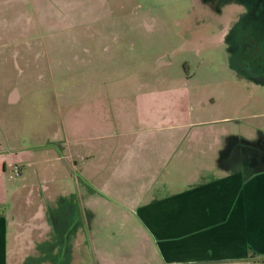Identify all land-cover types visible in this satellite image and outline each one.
<instances>
[{
  "label": "rangeland",
  "instance_id": "1",
  "mask_svg": "<svg viewBox=\"0 0 264 264\" xmlns=\"http://www.w3.org/2000/svg\"><path fill=\"white\" fill-rule=\"evenodd\" d=\"M104 1L89 14L104 22L85 15L89 3L102 4L96 0H81L77 15L73 5L57 13L50 0L0 5V198L22 197L28 222H41L49 238L44 250L33 246L39 256L28 264H95V252L121 248L103 235L109 230L95 241L92 228L72 231L87 219L72 150L89 135L138 126L136 116L139 125L157 124L169 109L190 110L206 127L244 134V159L248 147L264 158V0ZM54 212L67 245L78 235L77 256H67Z\"/></svg>",
  "mask_w": 264,
  "mask_h": 264
},
{
  "label": "crops",
  "instance_id": "2",
  "mask_svg": "<svg viewBox=\"0 0 264 264\" xmlns=\"http://www.w3.org/2000/svg\"><path fill=\"white\" fill-rule=\"evenodd\" d=\"M6 1L0 0V5ZM74 1L50 0L61 15H66L72 5L77 15L81 0ZM13 2L22 7L27 0ZM97 2L102 4L89 3L85 15L103 21L106 16L89 15L104 8V0ZM16 15L21 20V10ZM136 119L138 126L89 135L83 139L88 141L83 142L84 148L72 150L76 154L72 167L78 166L87 196L86 205L85 196L77 189V201L87 219L73 225L72 231L87 233L92 228L90 241H95L101 229L109 230L103 235L121 247L116 253L95 252L94 263L263 262L264 165L235 157L234 151L242 148L245 135L206 127L208 119L190 110L179 113L169 109L160 113L157 124L139 125ZM7 199L0 198V264H28L32 255L39 256L33 246L44 250L48 230L40 227L41 222L35 226L28 222L31 212L22 197L11 194ZM21 201L24 203L19 206ZM8 204L10 217L5 213ZM99 207L107 216L103 223L98 217ZM59 212L64 214L63 209ZM37 214L44 211L40 209ZM56 214L52 213L51 222L59 230L61 244L67 256L73 252L77 256L82 249L78 235L75 233L67 245L64 226L55 223L64 219Z\"/></svg>",
  "mask_w": 264,
  "mask_h": 264
},
{
  "label": "flooded vegetation",
  "instance_id": "3",
  "mask_svg": "<svg viewBox=\"0 0 264 264\" xmlns=\"http://www.w3.org/2000/svg\"><path fill=\"white\" fill-rule=\"evenodd\" d=\"M248 149H251V162L254 163V165L256 166H263L264 165V158L263 157H260L259 155V149L257 148H251V147H248ZM238 151V152H237ZM241 151H242V148H240L239 150H235L234 153H237V155L235 156L236 158L238 157H242L241 156ZM263 152V151H262ZM254 154V156H253ZM261 155H263V153H261ZM243 159V158H241Z\"/></svg>",
  "mask_w": 264,
  "mask_h": 264
},
{
  "label": "built area",
  "instance_id": "4",
  "mask_svg": "<svg viewBox=\"0 0 264 264\" xmlns=\"http://www.w3.org/2000/svg\"><path fill=\"white\" fill-rule=\"evenodd\" d=\"M18 173V172H17Z\"/></svg>",
  "mask_w": 264,
  "mask_h": 264
}]
</instances>
